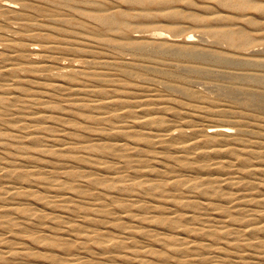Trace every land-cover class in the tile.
I'll list each match as a JSON object with an SVG mask.
<instances>
[{"label": "rangeland", "instance_id": "374dc122", "mask_svg": "<svg viewBox=\"0 0 264 264\" xmlns=\"http://www.w3.org/2000/svg\"><path fill=\"white\" fill-rule=\"evenodd\" d=\"M252 1L255 2L257 5L264 6V0H252ZM3 2H8L12 4L16 12L22 11L26 13V18L28 20L25 19L16 20L13 14L9 12L0 11V68H2L3 65H5L7 67V70L9 69V71H7L5 75L0 76V92L8 91L9 89L11 90L14 87L18 88L20 86L18 89L20 90L19 92L20 97L21 98L31 97L38 90L35 87H39L42 83H46V82L49 83L54 80H61L68 78L67 75L58 76L57 74H60V72L68 71L71 67L77 69L90 68L96 71H106L110 78L116 80V83L115 82L111 83L108 81L94 82L89 80V78L83 79L82 77L83 82L89 87L102 91L115 88L116 93L120 94L121 96L122 95L124 96V97L122 96L121 99L123 101L125 100V104H126V106L124 107H118L116 105L113 106V108H118V109H112L111 107V108H102L98 110L97 109L93 110L87 107H86L87 109L82 107L83 108L82 110L75 109L74 113L69 112V110L67 109L63 111L61 110L65 114V116L68 117L69 121L62 123H49L50 131L58 138L59 143L61 144L63 143V145L73 146L74 148L77 147L78 149L74 152H76V154L80 156H83L85 160L78 163L77 162L67 163L63 168L59 170L61 174L58 177V179L49 180L46 183H42L45 186L56 190V187H54L55 183H57L58 180L60 181L65 180L67 182L72 183L77 191H81L79 192L80 193L79 195H82L84 197H79V198L85 202L91 200L90 197L96 198L98 197V195L100 196L101 188H105L104 187L105 184L96 183L94 185H91L90 183H87L88 182L87 179L92 176L94 177L98 175H103V176L105 175L106 177H111L118 174H123V175L127 174L129 178L126 176L128 178L124 182L126 184L131 179L130 177L132 175L133 176L135 175L133 173L135 171L133 170L136 169L138 173L136 172L135 173L138 175L141 172H143L144 167L142 166L147 164H152V167L154 169L160 170L161 172L165 171L163 165L168 166L169 164L171 168L175 170L174 172H177L178 169L181 168V166L179 165L180 163L169 159L171 158L170 155L177 154V151L174 152L175 146L178 145L179 143H183V141L189 137H195L201 140H205L206 139L205 133L207 132V130H209L210 125H218V126L224 125V127H227L231 133L236 134L237 136H240L244 139H251L253 133L242 132L240 130L241 129L240 124L242 125V127L248 128V126L250 127L251 124L255 125L257 123L256 125H259V128L257 129L260 131V134L258 135L264 141V106H263L264 105V77H263L264 76V45L261 42L260 43L255 42L250 44L248 48L241 50L234 48L230 45H227L224 42H215L212 34V30L216 28L215 26H217L214 24L217 22L216 20L214 21L213 18L218 14H224L226 15V17L229 18V19L225 18V22L227 21L226 23L228 24L227 26H231V25L242 26L244 27L245 30L248 29L246 30V32H249L250 34L257 35V32L262 33L264 32V28H263L264 23H262V21L264 22V12H261L260 14V11L259 10L256 11V9H252L253 7L251 8L248 7L244 10H236L234 8L229 9V7H223V5L217 2L216 0H205V1L179 0V1H175L176 3L173 2L171 4L174 5L179 10L183 9L181 10L183 13L185 12L191 13L194 16V18L186 17V16L171 18L165 15L163 16L162 14L160 15L161 12L155 9L156 7H160V6H158V4H156L155 2L150 5V7L147 9V12H145V14L139 12V8H140L139 5H130L120 0H89V2L87 3L80 1V3L75 4L79 7V9L85 8L86 10L92 8H100V9L102 8L101 12H108L111 10L126 11L129 14L126 17L129 23V28L126 29V31L124 30V32H121V31H109L100 28L98 27L99 24H97L84 12L77 14L74 11L72 12L71 10H69L73 8H68L61 4L56 5L51 0H34V2L33 0H0V5ZM23 3H26L27 5H24ZM190 9H192V11ZM207 9H209V11H207ZM242 14H245L247 17L250 16L251 18L258 20L261 29L254 30L255 28L253 25L244 22L242 20L241 18ZM65 17H71L73 19V22H76L77 24H67L61 21V19ZM206 18H208V20ZM173 27H176L178 29L177 33H174L171 30ZM29 28H34L36 29V32L39 31L41 34H44L46 36L45 39L48 40L73 41L76 47L68 54H59L58 55L59 57L57 59L56 58L47 59L43 56L42 52L39 51L41 49L40 45L36 41L30 40L26 36L27 31L25 30ZM186 38H188L189 42L192 43L195 49L202 51H207V50L211 51L216 55H218L221 59H224L226 56L225 59L230 60L231 63L230 62L225 63L217 59L214 60L208 59L207 61H200L195 58H189L187 56L186 57L179 56L173 53L172 50L173 48H177L186 44ZM133 41L144 44L145 46L144 49L138 51L130 47L129 45L123 46V48L115 47L116 43L123 44ZM3 42H8L9 44L15 46L19 45L20 47H22V45L24 44L25 46L23 47L33 49L35 52L33 53L26 51L27 56L24 57V59L23 58L20 59L18 58L17 60L10 59V54H9L10 51L8 48L4 47ZM162 49H165V51H163ZM119 52L121 53V55ZM44 59H47V61H44ZM104 60L111 61L112 63H110L109 65L103 64ZM42 62H46L49 65L47 67L49 68L48 70H39V71L28 70V67L35 65L37 66L39 65V63ZM233 63L234 65H232ZM245 64H247V66ZM233 74L235 75L232 76ZM74 76H73V81L77 82L79 79H81L80 77L82 75L78 73L76 74L74 73ZM241 79L243 82L241 81ZM194 82L195 84H193ZM197 82L200 83L202 87L200 85H196ZM19 83H22V85ZM168 85L170 86L168 87ZM203 87L205 89H203ZM220 88L221 90H219ZM129 93L131 94V96H129L130 95ZM107 94H108L107 92L104 93V95ZM259 94H261L262 97H259L258 96ZM61 97H65L63 96V93L56 94L57 99L58 98L61 99ZM98 98L100 97L85 95L81 100V103L83 102L84 105L88 103L89 104L94 103L97 101L96 99ZM49 100H55V97L50 98ZM135 101H137V103ZM155 101L159 103H155ZM135 105H140L141 107H147L148 109H150L145 115H143V117H140L141 115L137 117L138 119L149 120L146 123L145 127L152 128V126L153 127L156 126L157 128V125L159 127L161 125H162L161 127L167 125H175L171 127L172 135L178 136L180 130L183 129V131L187 136L181 138L180 137L171 138L168 135L163 134L161 135L162 140H164L162 143L151 144L148 140H146L145 142L144 139L134 134H131V136L128 137L127 136L123 137L122 134L107 135L101 133L102 130L104 132V129L108 127L110 122L116 125L118 123L123 125L125 120L134 118V116H125V118L121 119L122 120L121 122H115L112 119L108 123V119H103V120L101 119L102 116L101 111L108 110L107 113L117 110L123 111L124 108L129 106L130 108H137ZM154 105H161L165 109L163 111L161 110L157 111L155 109L153 110L152 106ZM53 111L55 113H60L59 111L56 110ZM173 112L175 113V115H171V113ZM1 118L7 120L10 119V116L3 115L1 116ZM0 121L3 122L2 120ZM153 121L155 124L153 123ZM8 131L9 128H4L3 126L0 127L1 136H4L7 133H9ZM193 132L196 133L193 134ZM125 138L127 141V148L125 150L128 151L129 153L132 152L134 153V150L130 148L131 146L135 145L138 147V149L141 148L137 152L138 155L137 154L132 155L133 158L139 159L137 162L132 161L130 162V164H126V165L124 164L123 166H121V168L118 169L113 168L111 170V168H105L104 170L105 172L98 171L95 172V174L92 173L89 176H84V177L82 176L84 165H97V166H101L102 168L103 165L105 164H108L110 166L114 165V167L117 164L120 165V163H122L120 162L122 161L121 157L117 155H114L112 157L109 155V150L107 149V147L99 148L97 146L109 142L110 143L117 141L121 142L122 140H123L122 142H124ZM216 138L218 140H216L214 145L212 144L214 143V141L211 140L209 141L208 143L209 146L213 145V147L219 149L226 148V146L228 147L231 146V144L227 145L225 144L224 141H220L221 135H216ZM130 139L133 141H131ZM23 144L25 146V148L23 149L27 153L23 154L26 155L25 159L22 157V160L20 162H17L19 165L16 169L17 171L20 172L29 169L34 164L36 165L38 164L41 167L44 166L43 167L44 169H49V168L52 169V166H56L59 162L57 158H63L68 154V152L64 151L61 155L56 156L51 151L39 150L37 146H34L30 143H23ZM143 144H144L143 146L144 148L141 147ZM208 144L205 143V146H207ZM83 145H85V147L80 148ZM169 145L171 146L173 145V146L171 147ZM47 146L50 147L48 148L50 150L54 147L51 145H47ZM148 146L151 148H148ZM4 147L5 148H0L1 161L11 160L12 158H17V157L20 158L22 156L21 150L15 144L5 145ZM207 147H205V149ZM202 148L204 147L203 146L199 147L198 150ZM198 150L193 149L190 151L191 153L189 152L190 154L189 156H191L192 160L194 161H192L189 167L186 168L187 171H183V172L178 171L182 174L181 177L179 178H181L183 183L180 182V184L175 187H168V185H165L163 181L158 180L162 176L159 177L149 176V181L152 182L155 181L158 183L160 182V184L150 190L147 189L145 191L138 189L140 186H136L132 188V190H126V191L123 190L120 192L119 191L115 192L114 189H111V191H113L112 192L113 200L107 206L112 210L117 211L115 213L125 215L126 213H122L119 210L123 208V204L129 201L130 198H134V196H130L128 194L136 193L138 194V197L135 198L138 199L140 198L137 203L142 204L144 206L142 208L143 211L134 210L135 207L133 205L129 207L130 213H133L139 218L141 216H148V214H152V213L154 214L155 212V214L156 213L160 214V216L162 218L164 217L165 219L163 218L164 220L162 222H158V221L155 222V220L153 219L148 221L140 220L139 222H137L136 220L125 218L124 220L120 221L121 223L124 224L125 227L133 224L136 225L137 228L140 230H149L151 233H157L163 236L164 239H168V240L172 236L182 235L188 240L191 239L194 240V242L207 243L208 245L205 250L198 249V251L191 250L190 252L172 250L169 252L170 247L166 244L164 245L163 243L158 242L155 236L151 234L143 235L136 233L135 236L126 238L123 234L118 233L119 230L114 225L115 222L117 221L114 220L112 221L108 219V217H105L106 215L101 217L99 215L89 213L90 210L87 209L86 207V212H88L87 215L93 217L96 220L95 225H87L84 223L81 224V228H83V230L85 229L92 230L89 234L90 235L88 237L89 239L84 241L82 240L81 233L75 232L74 236L65 235V237H63L64 239L63 241L65 242V244H59V242H57L56 235H53V233L46 232V234H48L50 238H54V239L50 241H44L41 243L27 242L28 249L32 251L34 254L29 255L27 257L15 259L14 262L26 261L28 262V264H45V263L68 264V262L67 263H63L59 261L56 262L55 260H53V257L60 258L62 261H64L65 258L69 257L68 254L72 252V250L74 249L73 247L75 245L80 246V248H78L80 252L82 251L84 252L83 254L84 258L82 260L85 261L86 264H182V263L187 264L185 261L191 260V258L198 257L196 255L197 252L199 253L198 255L203 256L202 259L194 260L189 264H222L219 261L220 260L219 257L205 253L206 250H211L215 246L221 247L223 252H226L227 254L230 255L235 254V252L237 254H242V253L244 254L248 251L257 254L260 253L261 251L262 253H264V237L262 235L264 234V232L262 234H258V233L254 234L253 235L254 238H252L253 236L251 235H246V234L243 235L240 233L238 234V232H235L233 234H224L223 236L221 235L222 237H224L225 241L221 236L216 237L217 234L222 233L225 229L227 230L229 227H232L235 230L244 228L242 225H244V223L246 224V221L248 219L247 212L240 211V213H237L235 211L233 212L232 210L231 214L229 215L228 212H225L226 211L225 209L228 208L226 207L228 206V204L225 203L224 201L222 202L221 200H223L224 197H226L225 199L236 197L240 195V193L253 195L259 192H263L264 191L262 190L264 189L263 184H261L259 188L256 187L253 188V190L243 189L242 191H236L235 188L237 187V185L231 184L230 188H226L223 186L222 189L221 188L219 189V187H217L215 189L216 190L215 192L211 191L209 192V194L206 193L204 196H201L197 192L198 190L196 188L189 187L188 188L189 191L187 190V185H189V182L191 180L198 178V176L201 175L199 172H207L208 170V173H210L214 169L212 173L213 175L216 176L223 173L224 172L223 170H225V172H230L232 169L233 170H235L236 168L238 169L239 161L241 157L244 158L245 160V162L244 160H242V164H248L253 162L258 166L262 165L261 167H264V157H263L264 147L260 148L262 152L261 158L253 157V156L251 157L249 154L241 155V157L239 158V156L235 154L222 155L221 153H217L215 155H211L212 157L210 156L202 159L201 157L197 156ZM151 154L153 155L151 156ZM225 157H228L229 159ZM212 161H214V163ZM189 170L190 173H188ZM174 172H164L162 174L171 175L174 174ZM232 175L237 176L240 174L233 173ZM36 178H38L37 179L38 181H42V175L36 176ZM132 178L133 181H139L142 179L141 177H137V176ZM170 178L172 179L173 177ZM4 179L11 180L17 183L21 182L22 180V178L21 180L14 178L12 179L4 178ZM185 179L187 181H185ZM244 179L250 180V178H246V177ZM44 180L46 179L44 178ZM42 184L38 183L39 186H42ZM220 184L222 187V182H220ZM162 187H165L168 193L164 192L162 194H157V192H161L160 190H162ZM61 190L62 189H60V191ZM257 190L258 192H256ZM67 191L73 193L71 192V190H67ZM218 191L220 192L218 193ZM39 194L45 195L46 197L48 195L44 191H42V193ZM85 194L87 197H85ZM260 194L264 195V192ZM205 196L209 198L216 197L214 202L211 204V207L205 206L204 204L205 201H203V197ZM192 197L195 199H193ZM171 198H176L177 201H179V203L174 202ZM9 201L10 203L13 204V206L17 208L18 215L21 214L20 211L22 210V208L32 206V204L29 205V203H27V200L25 201L23 200V198L10 199ZM171 202L173 203L172 205ZM87 206L90 207L89 205ZM182 207L183 209H185V211L182 209ZM154 208H156V210ZM255 208L257 207L255 206ZM189 211H191V213L193 214V218H191L190 220L185 221L183 223H181L182 221H180V223L174 226H172L171 224L167 225V219L169 218V216L170 217L178 216L179 214H184V213L190 214ZM204 212L205 215H209V216L215 213L216 214L219 213L223 215H225L226 213L229 215L228 217L231 218L230 220L231 225L225 228V226L219 224H212L210 227L211 230L213 229L215 233H213L211 236L210 235L201 236L194 230L199 226L201 227L207 223H210L204 221L206 219ZM72 213L74 214V216H72L73 219L76 220L81 219L82 214H79L78 212H72ZM228 217L226 216L225 218ZM20 218H16V220L19 222L21 221ZM258 224H259L258 222L256 223L253 222L249 226L254 227ZM1 225H0V233L1 231L7 229L6 224H1ZM62 225L63 224L56 225L53 229L58 231L60 228H62ZM35 230L37 231V233L39 232L38 229ZM35 230L32 229L33 232ZM97 232L98 233L108 232L109 234L114 235L113 240H115L116 242H120V246L107 247L101 250L100 243L97 242L96 238H94L95 236L94 233ZM178 232H182V233H178ZM259 233H261V231ZM20 234L14 235L10 233L5 237L17 243V241H20L19 239L17 240V238L20 237L22 239L27 238V236H24L27 233L22 232ZM4 235L6 234L2 233L0 235V238H2ZM246 237H250V238L246 239ZM256 240H261V243L259 245L258 244L255 245L253 248L247 247L248 243L250 242L252 243ZM3 241L4 240L0 239V246L3 245ZM132 244H134V246H132ZM173 246L176 245L174 244ZM144 248L146 249L150 248V250L153 252L142 253ZM201 251L204 252L201 253ZM0 254L4 255V253H0ZM162 256H166V257L162 259ZM166 259L170 262H166ZM244 263L237 262L235 264H244ZM250 264H264V258H262L260 261L258 260V262H254Z\"/></svg>", "mask_w": 264, "mask_h": 264}, {"label": "bare ground", "instance_id": "6f19581e", "mask_svg": "<svg viewBox=\"0 0 264 264\" xmlns=\"http://www.w3.org/2000/svg\"><path fill=\"white\" fill-rule=\"evenodd\" d=\"M51 1L56 5L61 4L65 7L73 8V9H69V10H71L72 12L74 11L77 14L84 12L91 19H93L97 24H99L98 27H100V28H103V29H106L109 31H121V32H124V30L126 31V29L129 28V23H128V20L126 18L129 14L124 10H113V11L111 10L108 12H101L102 8L101 9L100 8H92V9L86 10L85 8L79 9V7L77 5H75L76 3H80V1L87 3V2H89V0H51ZM120 1H123L125 3L130 4V5H139L140 6L139 12L144 13V14H145V12H147V9L150 7V5L155 2L156 4H158V6H160V7L155 8L161 12L160 15L162 14L163 16L165 15V16L171 17V18H178V17H182V16L194 18V16L191 13H186V12L183 13L181 11L183 9L179 10L174 5H171L173 2L179 1V0H120ZM216 1L221 3L223 5V7H229V9L234 8L236 10H244L248 7L249 8L253 7L252 9H256V11L259 10L260 14H261V12H264V6L257 5L252 0H216ZM33 2H34V0H33ZM23 4L27 5L26 3H23ZM194 4H192V5H194ZM17 6H19V5H17ZM13 7L14 6L12 4H10L8 2H3L0 5V11L9 12V13L13 14V16L15 17L16 20L17 19L18 20H22V19L28 20L26 18V13H24L22 11L16 12V10H14ZM96 7H97V5H96ZM211 8H213V7H211ZM190 10L192 11V9H190ZM190 10H189V12H190ZM226 10H227V8H226ZM207 11H209V9H207ZM223 13H225V12H223ZM248 15H251V14H248ZM225 18L229 19L224 14H218V15L214 16V18H213L214 21L216 20V22H217V23H214L215 25H217V26H215L216 28H214L212 30V34H213L215 42H224L227 45H230L234 48L241 49V50L248 48L250 44L255 43V42H259V43L261 42L264 45V32H262V33L257 32V35H255V34H250L249 32H246V30H248V29L245 30L244 27H242V26H235V25L227 26L228 24L226 23L227 21L225 22ZM241 18L244 22H247V23H250L251 25H253L255 28L254 30L261 29L258 20L253 19L250 16L247 17L245 14H242ZM206 19L208 20V18H206ZM61 21L65 22L67 24H77L76 22H73V19L71 17L62 18ZM262 23H264V22L262 21ZM171 30L174 33L178 32V29L176 27H173ZM25 31H27L26 36L30 40L36 41L40 45L41 49L39 51H41L43 56L47 59L48 58H51V59L56 58L57 59L59 57L58 56L59 54H68V53H70V51L74 50V48L76 47L74 45L75 43L73 41H70V40L52 41V40L45 39L46 36L44 34H41L39 31L36 32V29H34V28H29V29H26ZM143 39H144V37H143ZM226 44H225V46H226ZM3 45H4V47L8 48L10 51V53H9L10 59H16V60L18 58L24 59V57L27 56L26 51L27 52H33V53L35 52L33 49L23 47V46H25L24 44L22 45V47H20L19 45L15 46V45L9 44L8 42H3ZM126 45H129L130 47H132L138 51L143 50L145 47L144 44H141L140 42H134V41L128 42V43H123V44L116 43L115 47L123 48V46H126ZM165 49H162V50L165 51ZM214 49H216V48H214ZM172 50H173V53H175L176 55L184 56V57L187 56L189 58H195V59H198L200 61H207L208 59H213V60L217 59V60L223 61L225 63L230 62V60L225 59L226 56L224 59H221L218 55H216L215 53H213L211 51H208V50L202 51V50L195 49L194 46L192 45V43L189 42L188 38H186V44L185 45L177 47V48H173ZM249 52H251V51H249ZM120 55H121V53H120ZM252 56H254V55H252ZM47 59H44V61H47ZM103 62H104L103 64H108V65L110 63H112L111 61H108V60H104ZM238 62H240V61H238ZM232 65H234V63ZM245 65L247 66V64H245ZM48 66L49 65L46 62H42V63H39V65H37V66L35 65V66L28 67V70H30V71L48 70L49 69V68H47ZM189 66H190V64H189ZM7 71H9V69L7 70V67L5 65H3V67L0 68V76L5 75L7 73ZM182 72H184V71H182ZM74 73L75 74L78 73V74L82 75L80 77L81 79H79L77 82L73 81ZM57 75L58 76L67 75L68 78L61 79V80H54V81L49 82V83H47V82L42 83L39 87H35L38 90L31 97L21 98L19 95L20 90H18L20 86L18 88L14 87L11 90L9 89L8 91L0 92V118L3 115H9L10 116V119H7V120H4L2 118L0 119L3 121V122L0 121V124H1L0 127L3 126L4 128H9V131H8L9 133H7L4 136L0 135V148H5L4 147L5 145L15 144L22 152V156L20 158L17 157V158H12L11 160L1 161V157H0V225L1 224L7 225V229L1 231V233H0V235L2 233L6 234L3 237L1 236L2 238H0V239L4 240L3 245L0 246V253H4V255L0 254V264H28V262H26V261L14 262V260L18 259V258L27 257L29 255L34 254L32 251H30L28 249L27 242H29V243H41L44 241H50V240L54 239V238H50V236H48V234H46V232L53 233V235H56L57 236V242H59V244H65V242L63 241L64 240L63 237H65V235H67V236L73 235L74 236L75 232L81 233L82 240L86 241L87 239H89L88 237L90 236L89 234L92 230H89V229L83 230V228H81V224L84 223L87 225H95V223H96V220L93 217L87 215L88 212H86V207H87V209L90 210L89 213H93V214L99 215L101 217L106 215L105 217H108V219H110L112 221L113 220L117 221V222H115L114 225L119 230L118 233L123 234L126 238L133 237L136 235V233L143 234V235L151 234V235L155 236V238L158 242H161L164 245L165 244L168 245L170 247L169 252L172 250L173 251H187V252H190L191 250H194V251L197 250L198 251V249L205 250L207 245H208L207 243L194 242V240H192V239L188 240L185 237H183L182 235L172 236L168 240V239H164L163 236H161L157 233H151L149 230H140L137 228L136 225H133V224L125 227L124 224L120 222L121 220H124L125 218L136 220L137 222H139L140 220L148 221V220H152V219L155 220V222L156 221L162 222L165 218L163 217L164 218L163 219L160 216V214H157V213L155 214V212H154V214L153 213L148 214V216H141L139 218L136 215H134L133 213H130L129 207L133 206V205L135 207L134 210L143 211L142 208L144 206L142 204L137 203L140 198L139 199L135 198V197H138V194H136V193H129L128 195L134 196V198H130L129 201H127L125 204H123V208L121 210H119L122 213H126L125 215L115 213L117 211H114L107 206L113 200V195H112L113 191H111V189H114L115 192H118V191L120 192L123 190L124 191L132 190V188H134L136 186H140L138 189L145 191L147 189L150 190V189H152V188H154L160 184V182L158 183L155 181H153V182L149 181V176L150 177L162 176L158 180L163 181V183H165V185H168V187H175V186L179 185L180 182H182L181 178H179L182 175L180 172L181 171L182 172L187 171L186 168L189 167V165H190V163H192V161H194V160H192V157L189 156L190 155L189 152L193 149L198 150V148L202 147V146L204 148L199 149L198 153H197V156L201 157L202 159H204L205 157L206 158L210 157L211 155H215L217 153H221L222 155L223 154H225V155L235 154V155L239 156V158L241 157V155L249 154L251 157L253 156V157L261 158L262 152H261L260 148L264 147V141L258 135V134H260V131L257 129V128H259V125H256L257 124L256 123L255 125L251 124V126L250 127L248 126V128H246V127L244 128L240 124V126H241L240 130L242 132L253 133V135H252L253 138L251 137V139H244L240 136H237L236 134L231 133L227 127H224V125L223 126L210 125L209 130H207V132L205 133V135H206L205 140H201V139H198L195 137H189L186 140L183 139L184 140L183 143L177 142L179 144L176 145L174 148L175 149L174 152L177 151V154L170 155L171 158H169V159H171L172 161L179 162L180 163L179 165L181 166L182 169L181 168L178 169V171H180V172H178V171L174 172L175 170H173L169 164H168V166L163 165V168L165 169L164 172H174V174H171V175H169V174L164 175V174H162L164 172H161L160 170L154 169L152 167V164H147V165L142 166V167H144L143 172H141L138 175L136 174V173H138L137 170L132 169L136 173L133 172L135 175L134 176L132 175L130 177L131 179L126 184L124 182L126 181V179L129 178L127 174L126 175L118 174V175H114L111 177H106L105 175H104L105 177L103 175H98V176H94V177L92 176V177L87 179V181H88L87 183H90L91 185H94L96 183L105 184L104 185L105 188H101V190H100L101 195L100 196L98 195V197H96V198L90 197L91 200L84 202L82 199L79 198V197H84L82 195H79L80 194L79 192H81V191H77L75 186L70 182H67L65 180H63V181L58 180V182L55 183V186H54V187H56L57 191L52 189V188L45 186L44 184H42V183L48 182L49 180L58 179V177L61 174L59 170L61 168H63L67 163H69V162H71V163L77 162L78 163V162L85 160V158L83 156H80V155L76 154V152H74L78 149L77 147L74 148L73 146L63 145V143L62 144L59 143L58 138L50 131L49 123H62V122L69 121L68 117L65 116V114L62 112L65 109L69 110V112L74 113L75 109L76 110H80V109L82 110L83 109L82 107H84L85 109L89 108V109H93V110H95V109L98 110V109H102V108H111V107H112V109H118V108H113V106L116 105L118 107H124V106H126V104H125V100L123 101L121 99L123 95L121 96L120 94L116 93L115 88H111L109 90H103V91L97 90L95 88L87 86L82 80V77H83V79L89 78V80L94 81V82L108 81L111 83H114V82L116 83V80L110 78L106 71H96V70L90 69V68L89 69H86V68L85 69H83V68L77 69V68L71 67L68 71L60 72V74H57ZM199 75H201V74H199ZM234 75L235 74H233L232 76H234ZM217 78H218V76H217ZM241 81H242V79H241ZM195 82L193 84H195ZM19 84L22 85V83H19ZM260 84H262V83H260ZM174 85H176V84H174ZM196 85H200V83L197 82ZM169 86L170 85H168V87ZM214 86H216V85H214ZM203 89H205V88L203 87ZM219 90H221V88ZM161 91H162V89H161ZM105 92H107L108 94L104 95ZM206 92H207V90H206ZM58 93H60V94L63 93V96H65V97H61V99H59V98L57 99L56 94H58ZM85 95H87V96L88 95L99 96L100 98L96 99L97 101L94 103H90V104L88 103V104L84 105L83 102L81 103V100L83 99V97ZM129 96H131V94ZM258 96L262 97L261 94H259ZM53 97H55V100H49L50 98H53ZM135 102L137 103V101H135ZM261 102H263V101H261ZM155 103H159V102L155 101ZM237 103H238V101H237ZM135 106L137 108H130V106H129V107L124 108L123 111L117 110V111H111L110 113H107L108 110L101 111V114H102L101 119L102 120L108 119V123L112 119L115 122H121L122 121L121 119L125 118V116H134V118H132V119L125 120L123 125L120 123H118L116 125V124H112L110 122L108 127L106 129H104V132L102 130L101 133L107 134V135L122 134L123 137H125V136L128 137V136H131V134H134V135H137L138 137L144 139L145 142H146V140H148L151 144L152 143H156V144L162 143L164 140H162L161 135H163V134L168 135L171 138H176V137L181 138V137L187 136L185 134V132L183 131V129L180 130V132L178 133V136L172 135L171 134V129H172L171 127L175 126V125H167V126L161 127L162 125L159 124L161 126L159 127L157 125V128H156V126L155 127L152 126V128L151 127H145L146 123L149 120L138 119L137 117H139V115H141L140 117H143V115H145L150 109H148L147 107H141L140 105H135ZM152 107H153V110L155 109L157 111H160V110L163 111L165 109L161 105H154ZM53 110L59 111L60 113H55ZM70 110H72V111H70ZM171 115H175V113L173 112V113H171ZM261 118H263V117H261ZM154 120H156V119H154ZM161 120H163V119H161ZM167 120H170V119H167ZM153 123H154V121H153ZM239 123H238V126H239ZM8 125H10V126H8ZM136 128H138V129H136ZM195 133L196 132H193V134H195ZM216 135H221L220 141H224L225 144H227V145L231 144V146H229V147L226 146V148H221V149L213 147L216 140H218L216 138ZM150 138H152V139H150ZM105 139H107V138H105ZM124 140H125L124 142H122L123 140L122 141L120 140L121 142H118L116 139L117 142H111V143L109 142V143H104L103 145L97 146L99 148L107 147V149L109 150V155L112 157L114 155L121 157L122 161L118 160V161L122 162V163H120V165L117 164L114 167V165L110 166L108 164H105V165H103V168L101 166H97V165H84V170L81 168L83 170L82 176L83 177L89 176L92 173L95 174V172H98V171L105 172L104 171L105 168H111V170L113 168L118 169V168H121V166H123L124 164L125 165L130 164V162H132V161L137 162L139 159L133 158L132 155L137 154V152L141 148L138 149V147L135 145L131 146L130 148H132V150H134V153L133 152L129 153L128 151L125 150L127 148L126 138ZM210 140L214 141V143H212L213 144L212 146H209V144H208ZM131 141H133V140H131ZM137 142H140V141H137ZM23 143H30L34 146H37L39 148V150H42V151L43 150H49L52 153H54L56 156L61 155L64 151L68 152V154L63 158H57L59 162L56 166H52V169H50V168L44 169L43 168L44 166L41 167L38 164L37 165L34 164L29 169L20 172V171H17V169H16L19 165L17 162H20L22 160V157L25 159L26 155H23V154L27 153L23 149V148H25ZM205 143L208 144L207 145L208 147L205 146ZM47 145H51L54 147L50 150V149H48L50 147H48ZM143 146H144V144L141 147H143ZM169 146H171V145H169ZM83 147H85V145H83L80 148H83ZM205 147H207V148L205 149ZM148 148H151V147L148 146ZM9 150H10V148H9ZM143 154H144V151H143ZM137 155H135V156H137ZM152 155L153 154H151V156ZM158 157H159V155H158ZM263 157H264V155H263ZM217 158H219V157H217ZM225 158H228V157H225ZM242 160H244V158L241 157L240 161H239V166L237 165L238 169L237 168L235 170L232 169L230 172H225V170H223L224 172L218 176L213 175V173H212V171L214 170L213 167H212L213 170L210 173H208V170H207V172H199L201 175H199L198 178L191 180L189 182V185H187V190L189 187L196 188L198 190L197 192L201 196H204L206 193L209 194V192H211V191L215 192L216 191L215 189L217 187H219V189L220 188L222 189L223 186L226 188H230L231 184L237 185V187L235 188L236 191H242L243 189L253 190V188H256V187L259 188L261 184L264 185V167H261L262 165H260V164H259L260 166H258L253 162L248 163V164H242ZM246 161H247V159H246ZM115 162H116V160H115ZM156 162H159V161H156ZM212 162L214 163V161H212ZM244 162H245V160H244ZM261 162H263V161H261ZM236 163H237V161H236ZM130 166H132V165H130ZM222 166H223V164H222ZM194 171H193V173H194ZM188 173H190V170ZM233 173H237L240 175L235 176V175H232ZM101 174H102V172H101ZM39 175H42V181L37 180L38 178H36V176H39ZM78 175H81V174H78ZM135 176L141 177L143 180L141 179L139 181H133L132 177H135ZM147 176H148V178H147ZM170 177H173L176 179H173V178L171 179ZM245 177L250 178V180L244 179ZM4 178H11V179L14 178V179H20V180L22 178V180H21V182L17 183V182H13L11 180H5ZM44 178L47 181L44 180ZM169 179H171V180H169ZM183 181H184V179H183ZM185 181H187V180L185 179ZM220 182H222V187H221ZM38 183H41L42 186H39ZM143 185H145V186H143ZM141 186H143V187H141ZM238 186H240V187H238ZM59 188L62 190L64 189L63 192H62V190L60 191ZM67 190H71V192H73V193H70ZM262 190H264V189H262ZM42 191H44L45 193L48 194L47 197L45 195L39 194V193H42ZM160 191L161 192H157V194H162L164 192L168 193V191H167V189H165V187H162V190H160ZM219 192L220 191H218V193ZM256 192H258V190ZM263 192H259L257 194H253V195L246 194V193L245 194L240 193V195H238L236 197H232V198H228V199H225L226 197H224L223 200H221L222 202L224 201L225 203L228 204V206H226L228 208L225 209L226 210L225 212H228L229 215L231 214L232 210H233V212L235 211L237 213H240V211L247 212L248 219L246 221V224L244 223V225H242L244 228H241L239 230H235L234 228L229 227L231 225V222H230L231 218L228 217L229 215L226 213H225V215L215 213V214H212L211 216H209V215H205V212H204V215L206 216L205 217L206 219L204 221L210 222L211 224L207 223L201 227L196 226L197 228L194 231L197 232L198 234H200L201 236H203V235H208V236L210 235L211 236L215 232L213 231V229L211 230L210 226L212 224H219V225L225 226V228L226 227H229V228L227 230L225 229L222 233L217 234L216 237H220L221 235L223 236L224 234H233L235 232H238V234L240 233L243 235L246 234V235H251V236H253L254 234H257V233L262 234L264 232V195H262L260 193H263ZM217 195H216V197H217ZM85 197H87L86 194H85ZM216 197H213V198L212 197L209 198L206 196L203 197V201H205L204 202L205 206L211 207V204L214 202ZM15 198H21V199L23 198V200H25V201L27 200V203H29V205L32 204V206L22 208V210L20 211L21 214L18 215L17 208L15 206H13V204L10 203V201H9L10 199H15ZM171 199L174 202L179 203V201H177L176 198H171ZM193 199H195V198H193ZM170 200H169V202H170ZM172 204L173 203L171 202V205ZM87 205H89L90 207H88ZM255 206L257 208H255ZM188 208H189V206H188ZM154 209L156 210V208H154ZM182 209H183V207H182ZM183 210L185 211V209H183ZM72 212H78L79 214H82L81 219H78V220L73 219L72 216H74V214ZM187 212H188V210H187ZM189 212H190V214L184 213V214H179L178 216H172V217L169 216V218L167 219V225L171 224L172 226H174V225H177L178 223H180V221H182L181 223H183L185 221L190 220L191 218H193V214L191 213V211H189ZM111 214H113V215H111ZM226 216L228 218H225ZM16 218H20L21 221L18 222L16 220ZM253 222H255V223L258 222L259 224L254 226V227L249 226ZM61 224H63L62 228H60L58 231L53 229L56 225H61ZM32 229L33 230L38 229L39 232L37 233L36 230L33 232ZM169 231H170V229H169ZM260 231H261V233H259ZM22 232L27 233L26 235H24V236H27V238H23V239L21 237L17 238V240L18 239L20 240V241H17V243H15L12 240L7 239V237H5L10 233H12L14 235H19ZM170 233H173V232H170ZM178 233H182V232H178ZM94 235H95L94 238H96L97 242H99L101 245L100 246L101 250L103 248H107V247L120 246V242H116L115 240H113L114 235H111L108 232H106V233H104V232L98 233L97 232V233H94ZM262 235L264 237V234H262ZM222 238L224 239V237H222ZM247 238H250V237H246V239ZM252 238H254V236ZM224 241H225V239H224ZM260 243H261V240H256L252 243L251 242L248 243L247 247L253 248L255 245H257V244L259 245ZM174 244L176 246H173ZM132 246H134V244H132ZM242 246H243V244H242ZM59 248H60V246H59ZM73 248L74 249L72 250V252L68 254L69 257L65 258L64 261H62L60 258H57V257H53V260H55L56 262L59 261V262H63V263L68 262V264H86L85 261L82 260L84 258L83 257L84 252L83 251L80 252L78 250V248H80V246L75 245ZM238 248H239V246H238ZM230 249H232V248H230ZM238 251H239V249H238ZM146 252L152 253L153 251H151L150 248L149 249L144 248L142 253H146ZM203 252L201 251V253H203ZM142 253H140V254H142ZM205 253L219 257L220 258L219 261L222 264H233V263L235 264L237 262H239V263L245 262L246 264H250V263L258 262V260L260 261L262 258H264V253H262V251L258 254L248 251L244 254L243 253L237 254L235 252V254L230 255V254H227L226 252H223L222 248L219 246H215L211 250H206ZM198 254L199 253L197 252L196 253V255L198 256L197 258H191V260H188L185 262L187 264H189L194 260H201L203 256L198 255ZM165 257L166 256H162V259H164ZM100 260H102V259H100ZM145 261H147V260H145ZM166 262H170V261H168L166 259ZM136 263H138V262H136ZM175 263H177V262H175Z\"/></svg>", "mask_w": 264, "mask_h": 264}]
</instances>
